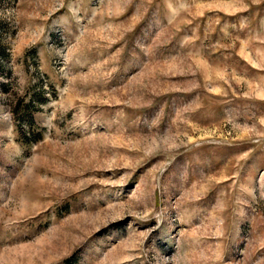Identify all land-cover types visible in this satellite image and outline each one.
<instances>
[{"label":"rangeland","instance_id":"obj_1","mask_svg":"<svg viewBox=\"0 0 264 264\" xmlns=\"http://www.w3.org/2000/svg\"><path fill=\"white\" fill-rule=\"evenodd\" d=\"M0 264H264V0H0Z\"/></svg>","mask_w":264,"mask_h":264}]
</instances>
